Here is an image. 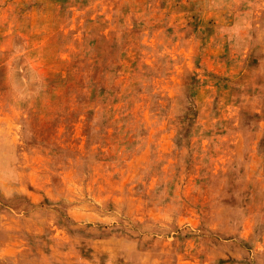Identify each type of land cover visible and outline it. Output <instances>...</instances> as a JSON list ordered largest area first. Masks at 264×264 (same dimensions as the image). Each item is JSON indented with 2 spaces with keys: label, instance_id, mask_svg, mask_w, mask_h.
Masks as SVG:
<instances>
[{
  "label": "rangeland",
  "instance_id": "obj_1",
  "mask_svg": "<svg viewBox=\"0 0 264 264\" xmlns=\"http://www.w3.org/2000/svg\"><path fill=\"white\" fill-rule=\"evenodd\" d=\"M0 264H264V0H0Z\"/></svg>",
  "mask_w": 264,
  "mask_h": 264
}]
</instances>
